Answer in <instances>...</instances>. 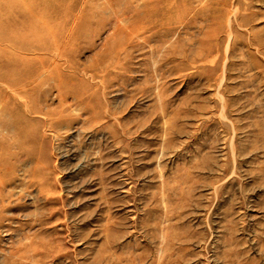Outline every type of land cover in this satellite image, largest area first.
Instances as JSON below:
<instances>
[{
    "label": "rangeland",
    "instance_id": "374dc122",
    "mask_svg": "<svg viewBox=\"0 0 264 264\" xmlns=\"http://www.w3.org/2000/svg\"><path fill=\"white\" fill-rule=\"evenodd\" d=\"M0 264H264V0H0Z\"/></svg>",
    "mask_w": 264,
    "mask_h": 264
}]
</instances>
